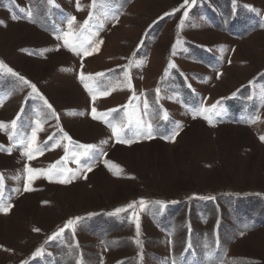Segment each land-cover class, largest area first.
<instances>
[{"label":"rangeland","instance_id":"1","mask_svg":"<svg viewBox=\"0 0 264 264\" xmlns=\"http://www.w3.org/2000/svg\"><path fill=\"white\" fill-rule=\"evenodd\" d=\"M78 2L0 0V264H264V0Z\"/></svg>","mask_w":264,"mask_h":264},{"label":"snow or ice","instance_id":"2","mask_svg":"<svg viewBox=\"0 0 264 264\" xmlns=\"http://www.w3.org/2000/svg\"><path fill=\"white\" fill-rule=\"evenodd\" d=\"M192 2H194V0H192ZM49 3H53V0H49ZM99 3V0H93V3H92V7L95 8L97 6V4ZM189 6L190 7V0H183V4L181 5V7H185V6ZM77 10H80V6H79V2L77 0ZM31 13L29 12V15ZM92 15L93 13L90 12L89 13V20L92 18ZM188 16V11H187V8H185V11H184V14L183 16L181 17V20H180V23L178 24V28H181L184 24V20L187 18ZM18 17L16 16H13V19H16ZM74 20L75 18L72 17V18H69L68 19V25H69V28H71L72 24L74 23ZM89 20H86L84 22V25H81V30L83 31L84 27L89 23ZM82 31L81 32H78V33H72V32H69V33H66L65 36H64V44L66 47H69L71 50H73L74 52H76L77 54H79V52L81 50H84V54L85 55H88L90 54L87 50L84 49V43L79 39V37L82 35ZM69 38H71V43L69 42ZM182 42L178 39L176 44L173 45V48L175 49L177 47V45L181 44ZM99 47V45H97V48ZM0 66H2V62H0ZM172 67H174V65H172ZM9 72H11V69H8ZM13 75H15V73H13ZM97 75H102V74H97ZM219 75V74H218ZM19 79L25 84V85H29L31 88H32V92L34 94H37L39 95V93L37 92V88L35 85H31L29 81H27L24 77H19ZM80 79L83 81L85 79V77L83 75H81ZM251 83V82H250ZM93 84V87H97L99 88V81H93L92 82ZM85 87L88 88L89 85L86 83L85 84ZM89 91H91V89H89ZM157 93H159V89H157ZM102 95H107L108 93L107 92H103L101 93ZM235 95V94H233ZM42 100H44V104L49 108L51 109V105L48 104L47 100L41 96L40 97ZM93 100L96 99V96L93 95L92 97ZM133 99H135V97H133ZM219 107V101H217L216 103L210 105V106H203L201 105L199 107V109L197 110V112H194L193 114V118H196V114H203L202 115V118H205V119H208L209 120V123H211V119L209 118V115L208 114H212V115H215V116H218L220 115L219 111H217ZM148 109H149V105L147 103V101L144 102V114H147L148 112ZM111 111H115V110H111ZM92 113H93V119H105L106 122L109 124V126L111 127V130H112V133L114 136H116V138L120 141V142H123V143H131L132 141L131 140H124L123 137H122V133L124 131L125 128H128L129 127V124L132 123V120L131 118H129V121L128 123L126 124H121L120 122H113L112 120H108V116L110 115V113H106V114H102V116H97L96 115V109L93 108L92 109ZM167 117L165 116L164 119H166ZM136 123L138 125H140L141 127H143V122L142 120H139L137 119L136 120ZM11 125H12V128L14 129L15 128V125H16V121L13 120L11 122ZM4 128V124L3 122H0V129ZM152 124L149 123L148 126H147V131L145 133H143L146 138H151L153 133H152ZM40 128H39V125H37L36 127L33 128L32 130V134H31V138L28 140V151H26L24 154L29 158V159H32L33 158V154L36 153V152H41L43 149H41L40 147H37L36 144H35V141H36V134H37V131H39ZM176 133H173V136L172 138H174V135ZM65 135V138L70 140L71 138L70 137H67V134H64ZM10 139H11V136H10ZM49 139H52V137H49ZM262 141H264V137H261L260 138ZM80 151L78 153H74V157L77 159V161H79V159L81 157H86L88 158V160L90 161L92 159V155L95 151V145H91V144H81V145H78L77 146ZM59 163V162H57ZM84 168L87 170V171H91L92 168H91V165L87 162H85V164L83 165ZM25 171L28 173V180L31 181L35 178V173H38L40 172V170H36V169H32L30 167H27L25 166ZM63 171V169H58L56 165H53L46 173H44L45 175H47L49 178L53 177V176H58L60 175ZM60 183H66L68 181L66 180H60L59 181ZM30 190L27 186V184L25 185V191H28ZM136 202H133L131 204H129L127 207L128 208H132L133 205L135 204ZM143 201L141 200L140 201V204L141 206H143ZM11 205H8L7 207L3 206L2 204H0V212H4V213H7L8 211V208H10ZM123 211V209H116L115 212L116 213H119ZM133 216L136 217V229H137V236H139V230H140V224H139V217L133 213ZM80 218H70L68 221H66L65 225L63 228L59 229L56 233H54L52 236H50L48 239L49 240H52V239H55L57 238L58 236H60L64 231L65 229H71L74 227V225L78 222ZM137 244H140V241L137 240L136 241ZM43 254V250L42 249H37L34 253H33V256H39V255H42ZM77 264H79V262H77Z\"/></svg>","mask_w":264,"mask_h":264}]
</instances>
